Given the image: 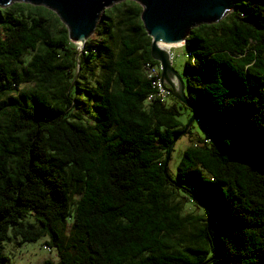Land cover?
<instances>
[{
	"label": "trees",
	"instance_id": "obj_1",
	"mask_svg": "<svg viewBox=\"0 0 264 264\" xmlns=\"http://www.w3.org/2000/svg\"><path fill=\"white\" fill-rule=\"evenodd\" d=\"M141 10L106 8L79 50L49 8L0 7V264L4 243L43 236L58 260L41 264H264V0L187 37L207 138L174 176L167 164L173 182L164 160L183 125L147 101L158 62Z\"/></svg>",
	"mask_w": 264,
	"mask_h": 264
},
{
	"label": "water",
	"instance_id": "obj_2",
	"mask_svg": "<svg viewBox=\"0 0 264 264\" xmlns=\"http://www.w3.org/2000/svg\"><path fill=\"white\" fill-rule=\"evenodd\" d=\"M121 0H0V7L13 2L42 5L54 11L67 28L68 39L81 50L84 42L95 31L104 10ZM141 7L140 20L151 39L150 56L160 65L159 84L169 95L192 111V116L183 129L173 135L168 144L163 173L167 175V164L174 143L197 119V107L186 94L183 78L171 64L167 49L159 44L175 45L187 43L191 30L201 24L215 23L234 10L235 0H133ZM173 182V181H172Z\"/></svg>",
	"mask_w": 264,
	"mask_h": 264
},
{
	"label": "rangeland",
	"instance_id": "obj_3",
	"mask_svg": "<svg viewBox=\"0 0 264 264\" xmlns=\"http://www.w3.org/2000/svg\"><path fill=\"white\" fill-rule=\"evenodd\" d=\"M48 15V14H47ZM60 21V20H59ZM61 22V21H60ZM187 45L173 46L171 48V64L173 69L180 74L184 80L183 66L187 60ZM165 105L167 107H174L177 111L176 119L184 126L187 124L192 116V112L185 108L179 101L169 94L165 95ZM84 119L93 123V119ZM206 135L202 132L200 124L194 120L186 134L182 135L175 143L170 153L168 161L169 173L174 176L176 167L181 159L183 151L189 146L197 142L198 139H205ZM25 222H35L30 215L25 218ZM68 232V230H67ZM47 236H43L35 241L19 242V239L12 238L10 242L2 245L1 254L6 257L5 264H41L44 260H51L56 262L58 260L57 253L54 249H49L45 245Z\"/></svg>",
	"mask_w": 264,
	"mask_h": 264
},
{
	"label": "built area",
	"instance_id": "obj_4",
	"mask_svg": "<svg viewBox=\"0 0 264 264\" xmlns=\"http://www.w3.org/2000/svg\"><path fill=\"white\" fill-rule=\"evenodd\" d=\"M183 45H188V43H181L180 45L177 46H183ZM173 47V45H171V47L168 49V52L170 54V58H171V48ZM154 77V81H153V87L156 89V92L154 94H149V96L147 97V101L151 100L153 96H156L157 98L160 99V101L165 103V95L167 94L160 86L159 84V76H160V65L159 63L157 65H154L152 67H150V72H149V77Z\"/></svg>",
	"mask_w": 264,
	"mask_h": 264
},
{
	"label": "bare ground",
	"instance_id": "obj_5",
	"mask_svg": "<svg viewBox=\"0 0 264 264\" xmlns=\"http://www.w3.org/2000/svg\"><path fill=\"white\" fill-rule=\"evenodd\" d=\"M181 43H179V44H175V45H173V46H177V45H180ZM159 46L160 47H163V48H165V49H169L170 47H171V45H168V44H159Z\"/></svg>",
	"mask_w": 264,
	"mask_h": 264
}]
</instances>
